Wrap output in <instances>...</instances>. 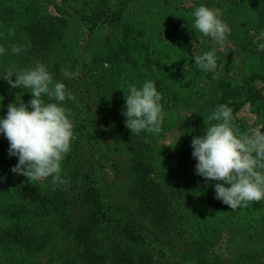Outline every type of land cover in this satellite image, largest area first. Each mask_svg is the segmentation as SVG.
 <instances>
[{"label": "trees", "instance_id": "trees-1", "mask_svg": "<svg viewBox=\"0 0 264 264\" xmlns=\"http://www.w3.org/2000/svg\"><path fill=\"white\" fill-rule=\"evenodd\" d=\"M44 1L0 0V47L5 49L0 54V119L6 117L9 104L28 105L32 99L31 89L10 87L3 79L6 70L19 72L43 64L54 81L62 82L75 97L61 102L73 122L70 151L61 162L60 175L67 183L53 184L51 176L29 182L13 173L18 157L9 156V142L0 133V264H264V257L255 258L247 248L232 256L216 251L215 240L221 233L216 227L201 226L196 236L181 241L184 213L190 202H196L193 192L186 191L180 172L181 168L195 169L191 141L203 135L204 121L221 104L232 109V124L239 131L245 129L235 125V111L243 102L250 104L264 125V99L253 86L256 74L242 79L239 86L219 78L216 69L205 72L193 66L190 78L169 79L170 67L156 61L159 55H167V49L155 46L166 34L177 33L178 18L186 17L180 0L146 2L149 10L156 8L162 22L152 21L139 32L125 18L134 0H60L67 4L68 18L50 15ZM255 11L263 26L264 0ZM69 19L83 22L89 34L100 27L114 31L98 41L103 50L82 66L81 55L65 57L59 49ZM13 46L21 51L14 54ZM211 50L213 46L206 52ZM141 59L150 62L140 63ZM65 69L79 75L65 78ZM257 77L264 86V74ZM148 80L162 96L163 113L179 109L181 103L187 111L175 128L180 138L176 153L156 144L168 130L164 116L159 133H131L125 125L122 112L126 111L129 85L139 89ZM42 99L49 102L46 95ZM111 143L121 147L129 164L131 182L125 203L136 206L130 213L116 200L105 201L99 191L103 151H111ZM193 183L194 194L201 192L208 207L233 211L215 198L218 181L195 174ZM244 208L263 212V228L264 199ZM251 236L246 235L244 241Z\"/></svg>", "mask_w": 264, "mask_h": 264}, {"label": "clouds", "instance_id": "clouds-1", "mask_svg": "<svg viewBox=\"0 0 264 264\" xmlns=\"http://www.w3.org/2000/svg\"><path fill=\"white\" fill-rule=\"evenodd\" d=\"M192 15L198 32L221 46L224 44L230 29L220 18L218 9L201 5ZM195 46L193 44V48ZM260 50H264V43L258 45ZM4 51L0 47V54ZM20 51V47L13 46L14 54ZM194 60L199 69L214 71L216 49L195 55ZM62 75L75 78L79 73L65 69ZM3 79L12 88L31 89L32 96L28 105L22 102L9 104L6 117L0 119V133L10 145L9 156L18 157V164L11 171L27 177L29 182L51 176L53 184H66L60 175L61 162L70 151L73 122L69 119L70 111L61 106V102L75 97L62 82L54 81L52 74L40 63L19 72L9 68ZM42 95H46L49 102H45ZM161 99L151 80L145 81L139 89L134 84L129 85L125 96L126 111L122 115L126 117L125 125L131 133L161 131ZM53 100L55 102H51ZM232 120V109L224 104L218 105L204 121V134L194 137L191 147L192 157L197 161L196 174L208 181H218L215 198L235 210L264 199V171H261L264 170V133L260 131L264 125L241 133L233 126Z\"/></svg>", "mask_w": 264, "mask_h": 264}, {"label": "rangeland", "instance_id": "rangeland-1", "mask_svg": "<svg viewBox=\"0 0 264 264\" xmlns=\"http://www.w3.org/2000/svg\"><path fill=\"white\" fill-rule=\"evenodd\" d=\"M154 0H134L132 5L128 6L125 14L127 23L130 27L139 32L141 27H146L152 21L161 23V15L152 7L151 10L146 2ZM260 0H180V9L184 11L186 17H179L176 24L177 33H170L167 38L162 37L157 49L166 51L167 55H159L156 61L162 65H166L169 69L170 78L176 82L181 77L190 78L192 67H198L195 63L194 56L202 55L211 46L216 49V70L220 73L219 78L223 80L234 81L236 85L243 84L242 79L248 78L253 74V86L259 90L261 97L264 99V86L257 75L264 74V50L258 51V45L264 43V25L259 22V16L256 13V6ZM46 11L52 15L68 18L65 15L67 4L60 0H46ZM1 4V3H0ZM60 8L63 14L57 13L54 6ZM206 6L210 9H218L220 18L229 27L230 33L226 34L227 38L221 46L212 38L205 37L194 27V17L192 13L199 6ZM151 7V6H150ZM189 11V12H188ZM257 19L256 22L253 23ZM68 29L65 30L63 46L59 47L61 52L65 54L75 53L81 55L82 62H89L97 51H102L101 39L112 36L114 31L109 27H100L89 34L87 26L83 22L69 19ZM186 28L185 31H181ZM193 44L196 46L193 48ZM261 55V56H260ZM71 58L68 59L70 61ZM150 62L148 59L139 60L140 63ZM152 62V61H151ZM230 63V64H229ZM161 65V66H162ZM146 69V68H145ZM263 71V73H261ZM234 83V84H235ZM9 89H5L7 91ZM8 95V93H5ZM182 94V96H185ZM95 112V109H94ZM187 115L184 105L181 103L179 109L163 113L167 120L168 130L162 139L156 141L157 145H161L166 149H170L176 153L179 148L180 138L176 126L178 120L183 119ZM235 125L241 128L244 125V131L257 128L262 123L257 119L256 114L252 110L248 102H243L235 111ZM206 128V127H205ZM262 127L260 128L261 131ZM205 131V130H204ZM204 134V133H203ZM106 146L104 143H101ZM109 147L111 151H103L104 155V172L100 179L98 187L100 194L105 201L116 200L119 207L127 213L136 210V206L128 201V189L131 182V173L125 153L120 146L111 143ZM182 181L185 184L186 191L196 198V202H190L189 207L185 211L186 223L185 232L181 236V241L196 236L198 228L201 226L216 227L220 230L214 249L219 252H225L226 256L244 253L245 248L254 252L255 258L264 257V227L262 228L263 212L255 213L248 211L244 206L229 211L222 207H208L204 202L203 194L197 191L195 195L194 176L195 169L193 167L181 168ZM252 234L251 240H245L244 237ZM215 234V232H214ZM214 236V235H213ZM261 259L258 260V263Z\"/></svg>", "mask_w": 264, "mask_h": 264}]
</instances>
